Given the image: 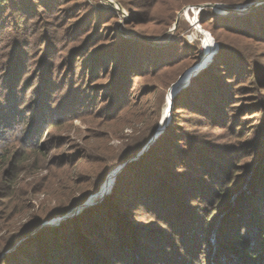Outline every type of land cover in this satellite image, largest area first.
Instances as JSON below:
<instances>
[{"label":"rangeland","instance_id":"rangeland-1","mask_svg":"<svg viewBox=\"0 0 264 264\" xmlns=\"http://www.w3.org/2000/svg\"><path fill=\"white\" fill-rule=\"evenodd\" d=\"M12 1L11 6L0 9V152L8 150L9 165L18 163L21 180L9 203L6 227L0 219V238L5 236V241H0V256L7 252L1 251L6 236L10 239L35 215L44 220L32 235L42 227L59 225L62 216L72 219L86 208L104 205L119 183L118 173L104 192L107 178H113L112 172L121 165L118 162L127 157L123 161L134 163L170 129V137L178 145L165 144L168 157L161 170L167 172L162 177L165 183L178 184L167 192L174 215H158L153 203L140 206L144 186L128 175L120 182L118 197L131 203L125 207L129 211H108L121 230L133 224L127 233L139 231L149 248L139 251L144 264H241L224 244L246 247L248 253L264 257V230L260 229L264 228V165L251 173L244 191L250 189V193L242 197L240 206L241 198L222 223L211 229L222 210L223 193L243 181L249 167L264 158V93L240 90L242 85H252L249 79L254 68L261 70L264 78V44L226 28L214 32V21L209 20L212 16L226 18L224 24L230 22V28L250 30L258 21L251 19V13L264 7V0L236 4L193 0L181 6L178 0ZM39 1L45 6L39 7ZM173 10L175 21L165 28ZM202 11L208 13L205 22ZM207 36L213 39L216 51L204 62L203 52L210 53L213 48L207 49L206 41L212 44ZM223 50L226 54L221 55ZM238 54L240 61L235 57ZM98 57L105 61L109 74L103 80L91 77L85 68ZM125 61L131 69H140L123 73ZM15 63L18 67L13 74L20 77L17 83L10 74ZM121 72L123 79L116 94L108 86ZM184 75L186 83L176 87ZM45 80L54 83L46 98ZM114 94L123 95L129 108L121 109L122 103L111 111ZM43 100L54 109L56 104L63 107L74 101L77 110L59 127L49 126L48 120L40 124L35 113ZM86 103L90 107L79 111ZM113 114L117 116L110 117ZM138 141L144 143L132 152ZM182 153L193 157L188 159ZM21 154L27 158L15 162ZM57 188L63 193L59 197L65 196V206L82 201L60 214V200L48 195ZM101 189L103 193L92 198ZM90 197L88 206L79 210ZM197 228L202 239L195 236ZM127 237L120 234L118 240L123 244ZM193 240L195 246L186 247L184 242L190 245ZM215 242L222 246H214ZM99 259L95 264L109 263V259ZM112 261L123 264L122 258ZM137 261L142 262L139 257ZM91 262L94 264L93 259Z\"/></svg>","mask_w":264,"mask_h":264},{"label":"trees","instance_id":"trees-1","mask_svg":"<svg viewBox=\"0 0 264 264\" xmlns=\"http://www.w3.org/2000/svg\"><path fill=\"white\" fill-rule=\"evenodd\" d=\"M203 1H217V0H203ZM222 1H229V3L231 4H236L242 1H254V0H222ZM12 2H13L12 0H0V9L7 5L11 6ZM178 2H179V6H181L184 3H187V2L194 3L195 1L193 2V0H178ZM32 5L33 4H31V6ZM38 5L39 7L45 6V4H43L41 1L38 2ZM174 11L175 10L171 11L170 14L168 15V19L165 23V28H169L175 21ZM201 14H202V19H204L203 22H205L207 20L206 18L208 17L207 16L208 13L206 11H202ZM251 15L253 16L251 17V19L253 20L258 19V21H255L254 24H252L254 27H251L250 30L242 29L241 27L239 28L236 27L232 29L229 26L231 24L230 22H227V24H224L225 23L224 21H226L225 20L226 18H221V17L217 18L216 16H212L209 18V20H212V22L214 21L213 22V26H215L213 30L214 32H216L218 28H222V29L226 28L227 30H230L232 33H235L238 36H242L250 40L254 39L258 41L259 44L263 45L264 44V27L262 29L259 27L264 25V7L257 10V12L255 13H251ZM248 16H250V14ZM82 20L83 18H80L81 22ZM237 23L241 24L240 22H237ZM218 39H220V37ZM104 51L105 50H102L100 52H104ZM222 52L223 53H221V55L226 54L224 53L225 52L224 50ZM105 53H108V52H105ZM102 55L100 57H102ZM130 56H134V54H131ZM130 56L128 57V60L132 61V57ZM235 57L237 58L236 59L237 61H240L241 56L239 54ZM95 61L93 64L91 63V64H88V66H85V68L87 69L89 68L91 77H97L103 80L104 78L107 77V75H109L106 73L104 69L105 61L102 58L100 60L99 57L95 59ZM16 65L18 64L16 63L11 64L12 66L11 67L12 70L10 72L11 76L14 75L13 72L15 73L18 67ZM121 65L122 64L120 63L118 67H121ZM74 66L75 64H72V67ZM114 67H115V63L114 65H112V69ZM122 67H123L122 68L123 73H126V72L133 73L134 71H137L140 69V68L131 69L130 63L128 61L127 63L125 61ZM215 71L218 72L217 70ZM260 71L261 70L254 68V76L253 78L249 79L250 84L252 85L251 86L242 85L241 86L242 88L240 90L250 89L253 92H260V93L263 92L264 93V78ZM50 73L51 74L54 73L53 68H51ZM117 74H116V77L111 82V84L108 86L110 87V89L113 90V93L115 91L116 94L119 92L118 85L119 83H121L123 79L122 72L120 75H117ZM224 75L226 74H219L218 76L223 77ZM15 79H16V83L20 81V77H15ZM44 84L46 87L44 98H46L48 95V91L51 88H53L54 83L51 82V80H45ZM127 101L128 100L126 98H123V95L120 94V96L119 95L116 96L114 94L113 98H111V103H112L111 111H115V108H117L119 104L123 103L121 107L122 109L127 104ZM179 101H180V98L179 97L176 98L175 104L178 105ZM57 105L58 104H56L55 109H54L52 106H49L43 100L42 104L39 106V108H37V111L35 113V121L37 120L38 123L41 124L44 121H45L44 123H47L46 120H48L49 126L59 127L60 125L63 124V122L69 119V117L67 118L68 114L71 116V114L75 113L77 110L76 104L74 103V101L65 103L63 107H60V106L57 107ZM85 107L89 108L90 103H86L84 108H81L79 111L84 110ZM125 108L128 109L129 106L127 105ZM46 112H47V115H46ZM115 116L117 115L116 114L115 115L113 114L112 116L110 115V117H115ZM152 131H153V128L150 130V133ZM170 136H171V131L170 129H168L161 136L157 137V141L154 142L150 150H148L145 155L141 156L134 163L129 164L130 163L129 162L128 163L129 165L127 164L119 172L117 176V183L118 181L119 183L118 184L116 183L117 185L114 186L112 193L107 195L106 197L107 200L104 202V205L102 204L103 205L102 206L100 204L102 207H100L99 205L95 207L86 208L83 211V213L80 214L79 216L72 218V219H64L61 221L59 225L54 226V227L53 226L42 227L39 230H37L35 234L32 235L31 233L35 230L37 225H39L44 220V217H41L40 215L39 216L35 215L31 218V220L26 225H24V227L21 230L14 233L10 237V239H9V235H7L6 236L7 243L5 246L2 247L3 250H1V251H7V252L3 256H0L1 264H21V261L23 262L22 264H92V262L90 263L92 259H93V263L95 264L96 258L97 259L100 258L99 261L102 260V262L108 261L107 259H109L108 264H111V262H113L112 260H118L119 258L123 259V264H133V263L144 264L146 260L141 259L142 257L139 256V251L142 248H146V249H149V248H147L148 245L144 243V239L142 238L139 231H134V234H131L130 232L127 233L128 231H131V228L134 227L133 224L129 226V228H123L121 230V226L119 225V222L115 220L112 214L109 215L108 211L111 212V210L113 211L115 210L116 213H120V214H123L129 211V210H125V207L129 206L131 203L130 202H129L130 204L123 203L118 197V195H120L119 194L120 185H121L120 182L122 180L125 182V179H126L125 177L126 175H128V176H131L132 179H134L133 182H135V180L136 181L141 180L142 181L141 184L142 186H144L143 189L140 188L141 187L140 185L138 186L140 189H142V193L141 195H139L141 196L139 198V202H141L140 206L143 207L147 205L148 203L149 204L153 203V205L156 204L155 205L156 213L160 212V213H165V215L169 214L168 216H170V218L172 217V215H174L175 212L171 210L173 209L171 206V202H170L171 196L169 199V195H167V192H169L170 190H175L173 187L176 188V185L178 184H175V181L170 182V183H165L164 180H162V177L164 174L166 175L167 172L161 170V163H163L164 161H167V157H168V152L163 147L166 146L165 145L166 143L172 144L174 145V147H176L175 145L176 141H174L173 138ZM146 139L147 138H145V140ZM144 142L142 143H139V141L135 142L133 144L134 149H132V152L136 151L140 147V145H142ZM179 144L183 145L182 143H179ZM43 148L44 147L42 146V149ZM179 149H182V151H185V153H189L186 148H181L180 146ZM181 156L183 157L185 156L189 159L190 158L189 156L191 155H184L182 153ZM23 157L25 159L27 158V155L24 154L23 156V154H21L17 156L15 162L21 161V160L24 161L22 159ZM155 157L157 158L156 160H155ZM125 158L127 157H123L122 159L120 158L121 160L118 163L120 164L125 163V161H123ZM257 161L249 167L250 173L245 179H243V181H240L239 183L237 182L238 184L237 183L233 184L226 190L225 193H223L222 195L223 198L220 200L222 201L221 202L222 210L219 216L217 217L216 221L214 222V224L211 225L212 230L214 227L222 223L225 215L228 213L229 210L233 209V206L237 202V200L241 198V200H239V203L237 204L240 206V203L243 202L242 199L245 197V195L247 193L248 194L250 193V189L247 190L246 193L244 191L248 183H250V177L252 175L251 173L254 172V170L257 169L258 167H262L264 165L263 157ZM168 163H171V161H169ZM12 164L9 165L8 150L5 152L4 151L0 152V219H2V221L5 222L4 227H6L5 225L9 223V213H11L9 212V203H11L12 201L11 197L13 196V194L18 192L16 188H18L19 181L21 180L17 173L18 163H15L13 165ZM135 170H138L136 175L134 174ZM136 176L137 178H135ZM158 183L160 184L157 185ZM133 184L134 183H132V185ZM181 193H178V196L181 198L182 196L185 197V194L183 195ZM61 194L63 193L59 192L58 188L56 189V192L54 191L52 192V194L48 193V195H52V197H54L55 199L57 198V200H60V206H59L60 207L59 212H61L60 214L65 213V211H67L69 208L75 206V204L76 205L79 204L82 201V199H80L77 202H75V204H72V205L69 204L70 206L69 205L65 206L67 205L65 196L63 195L59 197V195ZM24 197H27V194H25ZM98 209L100 210L98 211ZM96 210L98 212H96ZM182 220H180V222ZM68 224L72 226L69 227L67 226ZM261 227L262 226H260V229L264 230V228H261ZM0 229H3V228L0 226ZM197 231L199 233L195 236L198 237L199 239H202V234L198 230V228H197ZM120 234H124L126 236L128 235L127 237L128 240H126L123 243L124 245L120 243L122 242L121 239L118 240V235ZM82 240H84L86 244H84ZM0 241L1 243H3V241H5V236L1 237ZM184 243L186 247L190 246L193 248L195 246L194 244L197 242L193 240L190 245L187 241H185ZM219 245L222 246V244H218L216 242L214 243V246H219ZM224 246H226L225 248L227 250H230V249L233 250L232 252L233 256L241 260L242 261L241 264H264V257H261V254L255 253V252H252L253 254H250L246 250V247H239L236 245L229 246L226 244H224ZM173 252L175 254H178V252H175L174 249H173ZM25 253L27 254L23 258ZM12 254L14 255L16 254L14 258L10 257ZM95 254H99V255L96 256ZM84 255H87V258L89 256L92 259L88 258V260H86L85 259L86 256ZM93 255L96 256V258L94 257L95 260L93 258ZM8 256H9V259H8ZM137 257H139V259L142 261L141 263L137 261ZM160 259H163V257H160Z\"/></svg>","mask_w":264,"mask_h":264},{"label":"bare ground","instance_id":"bare-ground-1","mask_svg":"<svg viewBox=\"0 0 264 264\" xmlns=\"http://www.w3.org/2000/svg\"><path fill=\"white\" fill-rule=\"evenodd\" d=\"M207 39H209V40L212 41V44H209V42L206 41V47H207V49H209L210 46H212L213 48L211 49L210 53H209V52H207V53H204V52H203V54H202V58H203L202 61H204V62H205L206 60H208V59L210 58V56H212V54L216 51V49H215V45H214V41H213V39L211 38V36H207V37H206V40H207ZM209 50H210V49H209ZM187 79H188V78L186 77V75H184V76L182 77L181 81L177 84L176 87H178V86H180V85L186 83ZM175 89H176V88H174L173 91H174ZM112 173H113V172H112ZM112 182H113V178H112V175H111L110 177L107 178V180H106V182H105V184H104V186H103V190H104V192L108 191V189L110 188ZM112 185H113V184H112Z\"/></svg>","mask_w":264,"mask_h":264},{"label":"water","instance_id":"water-1","mask_svg":"<svg viewBox=\"0 0 264 264\" xmlns=\"http://www.w3.org/2000/svg\"><path fill=\"white\" fill-rule=\"evenodd\" d=\"M204 6H206V7H213V5H211V4H205ZM215 7V6H214ZM127 165V163L125 162V163H123V164H121V165H119L118 167H117V169L113 172V182H114V180H115V176H116V174H118L125 166ZM103 193V190L101 189L98 193H96L95 195H93L92 196V198H94L95 196H98V195H100V194H102ZM91 200V197L83 204V205H81L78 209L80 210V209H82V208H84V207H86V206H88V204H89V201ZM69 216H62V217H60V220H64V219H67Z\"/></svg>","mask_w":264,"mask_h":264}]
</instances>
